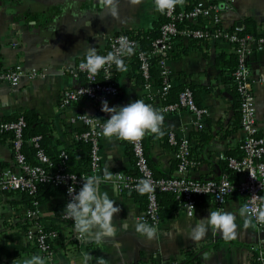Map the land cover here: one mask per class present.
Here are the masks:
<instances>
[{"label": "crops", "instance_id": "0c3cea01", "mask_svg": "<svg viewBox=\"0 0 264 264\" xmlns=\"http://www.w3.org/2000/svg\"><path fill=\"white\" fill-rule=\"evenodd\" d=\"M202 1L215 3L227 29H241L244 19L251 18L257 33L264 32V0ZM178 4L184 8L188 1L178 0ZM159 14L155 0H119L116 16L104 8L103 0H0V68L21 66L24 72L16 83L0 80V122L32 110L51 124V134L45 142L50 152L74 146L82 126L75 116L80 112L94 115L96 110L82 101L63 106L61 97L65 90L86 83L77 66L86 60L87 48L105 52L114 35L128 29H147ZM177 43L188 46L189 38H179L173 53L179 49ZM207 43L201 49H188L177 58L170 56L166 62L171 86H195L199 106L208 112L201 128L187 109L162 111L158 87L153 80L144 86L133 54L125 57L126 69L117 72L114 82L118 93L108 98V104L111 107L143 99L153 105L163 115L161 130L190 139L189 177L205 180L225 175L237 182L242 174L231 171L225 157L241 154L243 132L235 99L222 78L225 72L215 61L219 52L233 50L227 41ZM245 62L255 97L258 130L264 136V48L249 50ZM98 114L104 120L110 115L102 109ZM143 141L153 174L176 175L174 148L158 133L146 132ZM100 156L101 172H133L135 168L126 139L103 136ZM5 170L19 173L21 169L15 161L11 140L0 133V174ZM101 190L107 191L119 206V211L113 213L116 232L102 240H77L68 225L59 219L58 211L64 203L63 186L46 203L36 206L39 223L44 227L56 226L61 234V238L52 240L54 254L48 259L26 238L24 224L29 208L22 194L0 189V264H19L32 254H40L46 264H83L86 253L91 254L89 264H134L138 260L147 264H256L254 246L264 242V226L259 232L255 223L245 225V217L240 215L244 196L239 193L230 194L222 207L236 215L234 238H225L211 227L201 239L189 238L191 226L199 223V218L209 210L219 209L212 198L201 197L193 214L188 216L179 199L172 206L164 197L157 234L154 239L146 240L134 231V221L144 209L138 196L131 192L117 193L107 183H101ZM125 224L127 227H123Z\"/></svg>", "mask_w": 264, "mask_h": 264}, {"label": "built area", "instance_id": "2783aa9c", "mask_svg": "<svg viewBox=\"0 0 264 264\" xmlns=\"http://www.w3.org/2000/svg\"><path fill=\"white\" fill-rule=\"evenodd\" d=\"M230 2H232L230 0ZM177 5L172 9L164 10V14L168 17L167 22L161 26L160 36L152 43V53L158 56L157 65L160 73L163 75V85L158 87V92L164 94L171 86L168 80V70L166 62L168 59V50L172 42V37L181 34L183 38H210V40L227 41L231 43L232 50L238 53V66L233 72L237 79V90L240 96V117L241 130L243 138L239 145L242 151L240 157L231 156L228 158V168L236 173L242 174L237 182L231 181L227 176L222 175L216 179L197 180L187 175V171L192 165L190 158L191 142L187 137H177L173 132L169 131L168 137L170 143L175 147V157L177 161L176 175L166 177H155L148 164V160L144 151L143 139L129 140L131 152L135 162V171L122 172L110 171L101 172V156H100V140L104 136L101 134V125L103 120L98 119L93 114L78 113L75 120L85 126V130L78 134L79 138L89 142L90 163L89 172L84 174H76L63 171L60 166L58 169H50L52 164L49 156L39 146V137H32L29 142L36 148L37 163H30L22 151L24 138L22 130L24 120L20 117L16 120H3L0 122V133L10 131L12 134L11 143L15 151V161L20 167L19 173L5 170L0 174V189L13 190L18 192L33 193L39 183L48 182L54 186L62 185L64 187V204L71 198L68 187L74 185L78 190L83 178L89 175H97L101 178L102 183L109 184L117 193H124L131 190H137L136 185L141 178H150L153 184V190L146 192V206L137 216V220L147 221L149 224L158 229L160 223V207L157 198L158 191L173 192L179 199L182 208L188 216H191L196 207V197L198 195H210L219 209H222L227 197L232 193H239L244 196L242 207L248 205L253 207L254 204L262 203V193L264 192V136L259 133L256 111L255 97L251 90L249 80V69L245 62V56L251 49L264 48V34L254 35L247 34L243 38H237L235 31H231L222 25L219 9L215 4H209L202 0L196 1L189 9L177 10ZM207 19L205 29H179L176 20L181 19ZM233 30H240L234 29ZM263 33V32H262ZM122 38H126L135 46V40L125 33L114 35L110 42L108 50L99 54L107 55L119 47ZM239 40L240 46L233 48V42ZM124 57V56H123ZM139 69L143 78L144 86L152 83L150 77V62L145 52L138 53ZM84 63L77 66L78 70L84 74L86 83L75 89H67L61 97V104L68 106L75 103L80 97L86 96L96 100L101 106L103 100H107L111 96L118 93L117 85L109 76V70L115 63H106L97 72L93 73L86 69ZM99 71L104 72L106 81H100L97 77ZM24 75L21 66L11 69L0 70V80L16 83L17 80ZM35 76V73H31ZM191 111L196 118L199 128L202 127L207 109L196 104L193 94L189 88H184L178 94L177 100L161 106L164 112H173L180 109ZM60 156L66 157L65 152L61 151ZM72 176L75 179H72ZM37 204L28 212L36 214ZM67 222L73 238L83 240V237L74 228L72 219L67 218L65 213L62 216ZM259 232H262L264 225L255 223ZM26 238L31 241L46 258L52 259L53 251L49 249L47 240H54L57 233L53 230H44L41 223L30 226L26 231ZM254 256L256 264H264V242H260L254 246Z\"/></svg>", "mask_w": 264, "mask_h": 264}, {"label": "clouds", "instance_id": "9594fccd", "mask_svg": "<svg viewBox=\"0 0 264 264\" xmlns=\"http://www.w3.org/2000/svg\"><path fill=\"white\" fill-rule=\"evenodd\" d=\"M118 3L119 0H103L104 8H107L113 16L118 15ZM176 3L177 0H155V7L164 11L174 8ZM133 51V44L126 38H122L119 47L107 55L99 54L95 47H88L83 66L95 73L106 63H115L124 70L127 65L123 56L130 55ZM101 108L110 114L101 125V134L106 137L138 140L146 132L162 134L160 126L163 115L143 99H134L126 104L111 107L107 100H103ZM72 179L74 180L75 177L72 176ZM101 183L99 176L89 175L83 178L78 190L74 185L68 187L71 198L63 206L64 213L67 218L73 220L75 230L84 239L102 240L114 236L116 232L113 213L119 211V206L107 191L101 190ZM136 188L140 193L151 192L153 184L150 178H141ZM240 215L245 217L246 226L253 223L264 225V202L254 204L251 208L245 205L241 208ZM210 227L220 231L225 238H234L237 235L236 215L225 209L209 210L206 216L199 218V223L191 226L188 236L192 240H199L206 235ZM134 231L146 240L154 239L157 234L155 226L141 220L134 221ZM90 260L91 254L86 253L83 264H89ZM19 264H46V261L40 254H32L23 258Z\"/></svg>", "mask_w": 264, "mask_h": 264}, {"label": "trees", "instance_id": "16d2710c", "mask_svg": "<svg viewBox=\"0 0 264 264\" xmlns=\"http://www.w3.org/2000/svg\"><path fill=\"white\" fill-rule=\"evenodd\" d=\"M188 1V5H186L184 8H180L179 4H178V0H177V10L179 9H189L193 6V4L197 1V0H187ZM209 4H215L214 2H211ZM168 17L165 16L164 11H160L159 17L157 18V20L153 21V23L151 24V26L147 29H128V30H124L123 32L120 33H125L128 34L129 36H131L134 40H135V46H134V51H133V55L135 56L136 60H137V66H138V70H139V75L143 81L140 69H139V60H138V53L139 52H145L147 55V58L150 62V68H149V72H150V77L154 82V85L159 87L163 85L164 79H163V75L160 73V69L157 65V59L158 56L154 55L152 53V43L153 41L160 36L161 33V26L167 22ZM195 19H181V20H176L177 26L179 29H194V28H202L205 29L206 23H204V21L202 20H195ZM231 31H235V34L237 36V38H243L245 35L247 34H254V35H261L264 34L263 33H257L256 27H255V23L251 18H245L243 21V26L240 30H233V28H228ZM118 33V34H120ZM179 38H182L181 34H176L175 36L172 37V42L170 44V48L168 50V58L171 56L172 58H177L179 57L181 54L186 53V51L188 49H201L203 43H209L210 42V38L206 37L203 39H198V38H189V44L188 46H185L183 44H178L177 46L179 47L178 51L176 53H173L174 47L176 45V42ZM207 43V44H208ZM233 48H238L240 46V42L239 40L233 42ZM125 57L126 55H124L123 60L125 61ZM238 60H239V56L237 52H229V53H224V52H219L216 57H215V61L216 64L218 66H220L221 70L224 71V75H223V81H226V83H228V89L230 91V93H232L234 99H235V106L238 109V117H239V126H241V117H240V96L237 90V79L235 78V76L233 75V72L235 71V69L238 66ZM85 61L80 62V63H85ZM119 67L117 65H113L112 68H110L109 70V78L114 81L117 72L119 71ZM1 70V68H0ZM97 77L100 81H106V76L104 74V72L99 71L97 73ZM85 78V77H84ZM194 85L193 84H185V85H175V86H170L164 94H161V91L158 93L159 98L162 101V105L164 104H168L171 102H175L177 100L178 94L181 90H183L184 88H189L193 94L194 100L196 102L197 105H199V102L195 96L194 93ZM83 102V103H87L89 105H91L92 107H94V109L96 110V113L94 114L98 119L105 121L103 118H101V116H99L98 111L99 109H102L101 106L99 105V103L94 100L91 99L89 97L86 96H82L79 98V100L77 102ZM73 104V103H72ZM71 105V104H69ZM68 105V106H69ZM83 113V112H80ZM22 118L24 120V127L22 130V134H23V138H24V143H23V147H22V151L26 157V160L30 163H37V158L35 155L36 152V148L29 142V140L32 137L38 136L39 137V146L43 149V151L49 156L50 161H51V168L50 169H58L60 166L63 168V171L66 172H72V173H76L78 175L80 174H84L86 175L89 170V163H90V156H89V142L84 141L82 138H77L74 146L68 147V148H64L58 151H53L50 152L48 150V148L46 147V141L47 139H49L50 134H51V124L48 121H45L42 119V117L37 114L36 112L32 111V110H28L22 113H19L17 115H14L6 120H16L17 118ZM85 130V126H80V128L78 129V134L83 132ZM162 134H158V136L163 139L166 143H168L170 146H172L173 148H175L169 141V137H168V133L169 131H165V130H161ZM2 136H5L6 138H8L9 140L12 139V134L10 133V131H4L1 133ZM143 139V137H142ZM127 142L129 143V140H127ZM144 144V141H143ZM130 145V143H129ZM241 150V149H240ZM64 151L66 157L63 158L62 156H60V152ZM144 151L146 154V150H145V146H144ZM190 152H191V160H192V149L190 147ZM242 155V151L241 154L237 157H240ZM233 155H227L225 157V164L227 166V161L228 158L231 157ZM147 157V155H146ZM148 160V159H147ZM149 164V163H148ZM228 167V166H227ZM152 170V169H151ZM229 170V169H228ZM135 171V168L133 170V172ZM130 172V173H133ZM153 172V171H152ZM155 177H157L156 174H153ZM60 186L62 185H58V186H54L51 183L48 182H43V183H39L37 185L36 190L33 193H28V192H19L22 194L24 201L28 204V208L29 211L34 207V203L38 204H43L46 203L48 200H50L52 197H54V195L56 194V189H58ZM18 192V191H17ZM127 192H131L134 193L135 195L138 196V198L141 200V202L143 203V206H146V194L145 193H140L137 190H131V191H127ZM166 197V201H169L170 204L172 206H174L177 201L178 198L176 197V195L173 192H169V191H158L157 192V198H158V203H159V207L161 205V202H163V198ZM201 197H207V198H212L210 195H198L196 197V201H198ZM64 203L61 205L60 210L58 211V217L59 219H62L67 225L68 222L62 217L63 213H64ZM27 222L24 224V226L26 227L25 230H27L30 226H32L33 224L39 223V219L36 214H29L27 216ZM161 217V216H160ZM43 226V225H42ZM44 230H53L57 233V236L55 239H59L61 238V234H60V230L58 227L56 226H51V227H44ZM47 244L49 249H52V240H47ZM134 264H147L146 261L143 260H138L136 261Z\"/></svg>", "mask_w": 264, "mask_h": 264}]
</instances>
